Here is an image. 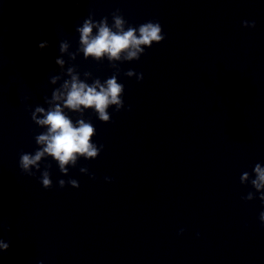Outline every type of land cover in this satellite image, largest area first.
Returning <instances> with one entry per match:
<instances>
[{"label":"clouds","instance_id":"9594fccd","mask_svg":"<svg viewBox=\"0 0 264 264\" xmlns=\"http://www.w3.org/2000/svg\"><path fill=\"white\" fill-rule=\"evenodd\" d=\"M127 21L120 14L119 9L112 13V24L109 25L108 18L104 17L99 21L93 19L92 15L86 18L81 26L76 28L79 33V46L75 51H70V43L63 40L59 43L60 55L55 63L60 68V74L52 75L50 83L56 85L63 80L59 87L55 88L51 96H45L44 102L47 108L37 105L31 111L32 121L46 131L35 136V143L39 146L34 153H21L19 157V167L23 173L34 176L36 171L41 170V162L51 157L59 171L68 175L69 167H76L78 160L96 159L103 150V144L97 146L93 142L96 135V128L84 119V113L91 110L96 113L98 119L104 123L111 122V115L108 111L110 107L120 112L125 107L123 100L124 85L118 82L119 67L117 62L139 60L144 54L145 48H150L154 43L159 44L164 41L165 34L158 21H148L138 27L127 26ZM244 27L255 28V21H243ZM95 30V32H94ZM47 42L40 43L38 47L43 49ZM85 60L92 59L102 61L107 59L111 67L117 69L110 78L101 82L99 78H93L91 72L81 73L77 66L68 63L63 58L65 55L68 61H75L80 54ZM68 63V66H66ZM131 78L136 77L137 81L143 80V73L129 69L124 73ZM67 79H64V77ZM91 80V83L88 81ZM131 110V106L128 107ZM68 113L79 114L74 121ZM41 172L40 182L45 189L53 186L48 168ZM82 174L89 175L95 179V174L90 173L87 167H80ZM106 182H112L111 177H104ZM241 184H251L255 192L249 191L242 199L252 201L258 198L264 204V166L256 163L253 173L245 171L240 177ZM66 183L72 188H79L76 179L58 180L60 188H64ZM261 225L264 226V211L259 214ZM11 231V227L8 228ZM184 229H180L182 235ZM199 235V234H197ZM10 247V242L0 239V256Z\"/></svg>","mask_w":264,"mask_h":264}]
</instances>
